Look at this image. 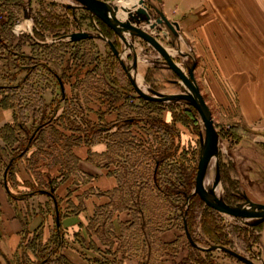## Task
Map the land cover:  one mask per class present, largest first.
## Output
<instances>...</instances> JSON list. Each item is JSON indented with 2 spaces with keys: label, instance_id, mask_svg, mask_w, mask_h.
Listing matches in <instances>:
<instances>
[{
  "label": "rangeland",
  "instance_id": "obj_1",
  "mask_svg": "<svg viewBox=\"0 0 264 264\" xmlns=\"http://www.w3.org/2000/svg\"><path fill=\"white\" fill-rule=\"evenodd\" d=\"M100 1L112 4L110 14L117 20L119 17L120 22L141 7L139 0H127L129 9L121 4L126 0ZM143 2L150 24L155 23L159 18L155 9L160 11L158 0ZM79 7L74 0H0V115H9L12 121L0 129L21 125L28 135L39 130L33 135L37 142H32V147L15 160L7 179L14 194L20 197L25 191L49 192L46 178L53 171L58 175L62 172V165L70 161L68 156L73 157L71 148L79 142L78 138L86 144L101 142L107 146L106 159L122 182L125 200L139 212L136 218L139 221L135 219L139 226L126 233L125 238L111 236L112 242L120 241L126 248L123 251L128 252L129 259L140 264H242L226 253L229 250L253 264H264L261 239L264 222L246 226L193 195L204 139V126L195 107L184 101L141 99L108 46L95 37L103 35L118 51L124 48L122 41L99 19ZM139 27L163 45L173 43L170 36L165 38L164 33L170 32L164 25L150 29L143 21ZM76 32L92 38L69 42L68 35ZM133 41L138 68L136 81L145 93L187 94L185 82L147 42L137 38ZM123 62L125 66L131 65L129 51ZM4 102L9 106L3 114ZM85 120L90 125L86 126ZM113 123H117V128L113 126L109 132L95 134L92 130L94 126ZM214 129L218 140L204 171L203 188L215 192L232 208L247 207L248 201H254L245 195L243 184L236 177L233 154L226 155L223 151V141L228 147L231 144V140L224 138H234ZM77 130L82 136H78ZM14 135L27 148L30 146L25 136L17 131ZM17 147L15 144L7 148L0 140L5 156ZM166 148L178 149L177 154L157 170L155 186L154 163H160ZM69 167L65 168L71 172L73 165ZM2 172L0 165L1 189ZM23 178L27 184L20 182ZM260 194L263 201L259 202L264 204V191ZM136 200L140 204L137 209L133 204ZM261 215L263 212L257 213L252 221ZM160 233H168V240L173 242L161 243ZM104 239L111 240L106 233Z\"/></svg>",
  "mask_w": 264,
  "mask_h": 264
},
{
  "label": "crops",
  "instance_id": "obj_2",
  "mask_svg": "<svg viewBox=\"0 0 264 264\" xmlns=\"http://www.w3.org/2000/svg\"><path fill=\"white\" fill-rule=\"evenodd\" d=\"M128 2L121 4L129 9ZM158 2L160 12L178 25V31L164 33L173 39L169 46L155 42L179 73H192L214 128L234 138H224L231 144L229 148L223 141V151L233 154L245 195L263 203L259 201L264 191V0ZM60 89L64 92L63 84ZM2 116L0 128L12 122L9 115ZM71 152L76 159L72 171L62 165L65 174L53 171L46 178L55 182L53 196L39 190L18 197L3 177L0 258L5 264H140L126 256L120 241L112 242V234L124 236L139 225L134 209L118 208L119 197L121 201L126 197L106 159L107 146L78 142ZM20 182L27 184L24 178ZM167 234H159L161 243L173 242ZM261 239L264 242V231Z\"/></svg>",
  "mask_w": 264,
  "mask_h": 264
},
{
  "label": "water",
  "instance_id": "obj_3",
  "mask_svg": "<svg viewBox=\"0 0 264 264\" xmlns=\"http://www.w3.org/2000/svg\"><path fill=\"white\" fill-rule=\"evenodd\" d=\"M79 4V8L88 11L92 16L99 19L108 29H110L118 39L124 44V48L118 51L114 44L101 34H97L95 38L102 40L110 49L113 56L118 60L121 68L127 76V79L136 92V94L143 100L148 102H188L197 110L203 126H204V139L202 140V146L200 151V157L197 163V170L195 176V184L193 195H197L199 199L210 208L216 210L218 213L232 217L234 220L246 225L255 226L264 222V204L247 202V207L232 208L226 205L221 199H219L213 191L207 192L203 188V176L208 160L211 158L215 151V147L218 140V135L215 132L213 121L211 118L210 111L206 106L203 98L201 97L197 86L194 83L192 73H189L188 78L176 70L175 65L168 57L164 55L163 50L155 42L154 39L146 35L139 27V24L143 21L149 25L150 29H154L158 25H164L173 35H176L178 31V25L174 22H169L162 12L155 9L158 17L155 23H151L149 14L146 11L143 0L138 1L140 8L136 9L134 13H128L127 21L120 22L113 15L110 14L112 8L111 3L103 2L100 0H74ZM74 8V7H73ZM92 38L90 35L84 32H76L68 35L69 42H79ZM137 38L150 44L158 53L164 58L166 63L169 65L172 71L178 77L185 82L187 87V94L180 95H164L157 92H151L150 94L145 93L138 85L136 81V67H137V56L133 40ZM56 41V40H54ZM52 41V42H54ZM128 51L132 56V63L130 66H125L123 60L128 55ZM61 85V84H60ZM263 212L257 220L252 221V217L257 213ZM191 243V242H190ZM227 254L234 257L237 261L242 264H253L250 260L227 250Z\"/></svg>",
  "mask_w": 264,
  "mask_h": 264
},
{
  "label": "trees",
  "instance_id": "obj_4",
  "mask_svg": "<svg viewBox=\"0 0 264 264\" xmlns=\"http://www.w3.org/2000/svg\"><path fill=\"white\" fill-rule=\"evenodd\" d=\"M60 84H61V82H60ZM4 105H5L4 108H6V107L9 106L8 103H6V102H4ZM84 122L86 123V126H87V124L90 125V123H88L86 120ZM126 123L127 124H130L129 121H126ZM113 126H114V128H117V123H113V124H110V125H107V126H102V125L94 126L95 129H92V130H93V132L95 134L102 133V132H109V131L112 130ZM89 129H91V128H89ZM14 131H17L18 134H20V136H25V138H26V144L30 142L29 143L30 146L28 148H27V145L26 146L23 145V141H18L17 140L16 136L14 135ZM25 131L26 130L21 125H18V127L15 126V128H11L10 126H5L2 129H0V140L4 143L5 147L10 148L13 145L18 144V147L15 148L14 151H12L10 154H8L6 156L3 154L4 151H6V150L3 149L4 150L3 151V150L0 149V165H1V167H3V172L2 173H3V177H5L6 180L9 178V176L12 173V169H13V165L15 163V160L18 159L20 157V155H22L23 153H26L32 147V144L31 143L35 141V137L33 135L34 134H37V132L39 130L36 129L35 131L32 132L33 134H31V135L26 134ZM77 132H78L77 133L78 136H82V134L80 133L79 130H77ZM27 135H28V137H26ZM78 141L81 142L80 138H78ZM35 142H37V139H36ZM23 146H25L26 148L23 147ZM66 146H65V148H67ZM177 150L178 149H174L173 150L172 148H166L165 151L163 152V157L160 160V163L159 164L158 163H154L155 170H153V175L154 176H153L152 181H153V183H154L155 186L157 185V183H156L157 170L160 168V166L163 164V162L165 160H169V158L171 159L172 157L175 158V156L177 154ZM158 154H160V153H158ZM68 158L70 159V161H69V163H66L65 164V167L70 168L69 166H72V165L74 166V164L76 162V159L74 158V156L73 157L68 156ZM72 159H74V162H72ZM63 161L66 162L65 159ZM195 175H196V173H195ZM179 186H181V185H179ZM182 186L184 187L185 185L183 184ZM48 187L50 188V191L47 192V193L50 194L51 196H53V194H52L53 181H51V182L49 181L48 182ZM155 188L159 191V188L158 187H155ZM185 188H186V186H185ZM33 192H37V191H33ZM177 194H180V195L183 196V194H185V191H184L183 194H181V193H177ZM133 204L136 207V209L140 205L137 200L135 202L133 201ZM118 208L119 209H123V208H132V209H135L133 207H130V203L127 202V201H120L118 203ZM136 212L137 211H135V213ZM138 213H136V214H138ZM188 215H190V217H189L190 220L193 219V217L191 216L192 214H190V211H189Z\"/></svg>",
  "mask_w": 264,
  "mask_h": 264
},
{
  "label": "bare ground",
  "instance_id": "obj_5",
  "mask_svg": "<svg viewBox=\"0 0 264 264\" xmlns=\"http://www.w3.org/2000/svg\"><path fill=\"white\" fill-rule=\"evenodd\" d=\"M137 85L140 86V83H139L138 80H137ZM211 159H212V158H210V159L208 160V162H207V163H208V166H209V163H210ZM206 171H207V170H206ZM214 193H215V192H214Z\"/></svg>",
  "mask_w": 264,
  "mask_h": 264
}]
</instances>
